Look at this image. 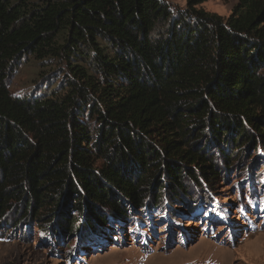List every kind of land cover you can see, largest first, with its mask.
<instances>
[{
    "label": "trees",
    "instance_id": "obj_1",
    "mask_svg": "<svg viewBox=\"0 0 264 264\" xmlns=\"http://www.w3.org/2000/svg\"><path fill=\"white\" fill-rule=\"evenodd\" d=\"M204 1L0 0V222L17 208L71 233L75 207L93 229L103 207L217 178L210 146L264 145V0ZM27 56L60 60L62 82L12 94Z\"/></svg>",
    "mask_w": 264,
    "mask_h": 264
},
{
    "label": "rangeland",
    "instance_id": "obj_2",
    "mask_svg": "<svg viewBox=\"0 0 264 264\" xmlns=\"http://www.w3.org/2000/svg\"><path fill=\"white\" fill-rule=\"evenodd\" d=\"M166 1L172 9L186 3ZM237 2L200 6L227 16ZM65 71L60 60L27 56L11 69L7 85L14 95L38 94L62 82ZM256 147L229 149L226 162L219 147L210 146L217 178L187 180L174 199L161 190L158 205L150 188L140 206L125 199L123 216L103 207L98 213L105 223L94 221L93 229L84 208L70 209L77 217L71 233L61 232L55 219L42 226L18 221L15 208L0 222V264H264V145Z\"/></svg>",
    "mask_w": 264,
    "mask_h": 264
}]
</instances>
